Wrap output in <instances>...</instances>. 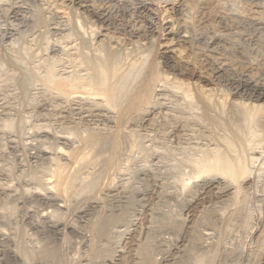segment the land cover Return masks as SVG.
<instances>
[{
	"label": "rangeland",
	"instance_id": "obj_1",
	"mask_svg": "<svg viewBox=\"0 0 264 264\" xmlns=\"http://www.w3.org/2000/svg\"><path fill=\"white\" fill-rule=\"evenodd\" d=\"M218 1L203 17L198 0H0V264H56L35 256L45 246L61 264H144L145 249L156 264H209L212 256L210 264H264V124L254 154L246 119V109L264 105L256 92H264V0ZM144 55L170 84L160 82L134 118L99 115L91 111L106 106L48 89L51 69L57 81L85 82L101 65L124 71ZM177 82L192 105L171 87ZM95 133L107 139L86 145ZM114 136L118 161L109 167ZM58 147L78 157L60 160L65 180L76 181L66 203L28 194L57 179ZM215 150L242 156L247 181L196 176L195 160ZM241 196L246 219L228 222ZM98 221L105 228L97 233Z\"/></svg>",
	"mask_w": 264,
	"mask_h": 264
},
{
	"label": "bare ground",
	"instance_id": "obj_2",
	"mask_svg": "<svg viewBox=\"0 0 264 264\" xmlns=\"http://www.w3.org/2000/svg\"><path fill=\"white\" fill-rule=\"evenodd\" d=\"M200 1V5L202 7V16L203 17H206L207 15L209 16V14L212 13V11L214 10V6H216L215 4H217V1L218 0H198ZM220 2V1H218ZM198 4V3H197ZM219 5V4H217ZM257 5V4H256ZM214 12V11H213ZM205 20V19H204ZM231 22V21H230ZM225 27V26H224ZM102 39V38H101ZM96 40V39H95ZM101 47V46H100ZM145 50V49H144ZM143 51V50H142ZM149 52V51H148ZM150 54V53H149ZM148 56V55H146ZM149 57V56H148ZM148 57H145V55L143 57H140L138 58V60L136 59L135 62L132 61L131 63V66L127 67L126 70L124 71H119V70H116L114 67L112 69H109L107 66L105 68V66L101 65V68L98 69L99 71L97 72L98 74V79L97 80H94V79H90L88 81H83V78L81 77H78L77 78H72L70 79L69 78H62L61 80L62 81H57L55 78V76H53V74L51 72H55L54 70L52 71L51 68V71L49 73V77H50V86L48 89H52L54 91V93H56V96H61V98H65L66 100L68 101H78L80 100L81 102H86L88 103V105L92 106H106L105 108H102L101 107H96L93 111L91 112H98L99 115H104L105 112L107 111H111V110H115L116 109V112L119 113V115L122 117H131V118H134L136 116L134 115H137L138 113H142L143 110H145V108H147L148 106L151 105V101L152 100V97L153 95H155V93L157 91H161V89H157V86H159V83L162 82L163 85L161 86H164L165 84H168L169 82V79L168 77L166 76H163L159 73V70H158V66H157V63H155L154 61H150V62H146ZM142 61V62H140ZM140 62V64H138ZM143 63V65H142ZM147 63V64H146ZM145 66V67H144ZM49 71V70H48ZM120 75H119V73ZM143 76L141 73H143ZM141 74V75H140ZM67 75V74H66ZM78 75V74H77ZM140 76V77H139ZM141 76L143 77L142 79H140V81L138 83L135 84V80L139 78H141ZM58 77V76H57ZM119 78V80L116 82V79L114 78ZM111 78H113V80L115 82H111ZM111 79V80H110ZM138 81V80H137ZM184 82V81H183ZM242 82V81H241ZM170 84V83H169ZM172 84V83H171ZM174 84V83H173ZM244 84V83H243ZM135 85V86H134ZM248 85V84H247ZM246 86V85H245ZM172 88H175L177 89L178 91L180 90L182 92V94L184 95L185 99L192 105V102L191 103V99L192 98V95L190 93V90L189 88L186 87V84L184 85L182 82L178 84H175L173 86H171ZM248 87V86H247ZM160 88V87H159ZM167 88V87H166ZM168 89V88H167ZM250 89V88H249ZM176 90V91H177ZM48 91V90H47ZM167 91V90H166ZM174 91V90H173ZM257 97H259V100H262L264 99V92L261 90H257ZM49 93V92H48ZM178 93V92H177ZM210 93V92H209ZM51 95V94H50ZM209 96V94H208ZM47 97V96H46ZM49 97V96H48ZM54 97V98H55ZM209 99V98H208ZM62 100V99H61ZM63 101V100H62ZM209 101V100H208ZM158 102V101H157ZM186 102V104L188 103ZM52 103V102H51ZM155 103V102H154ZM178 103V102H177ZM57 104V103H56ZM243 106V105H242ZM79 107V106H78ZM207 107V106H206ZM58 108V107H56ZM94 108V107H93ZM183 108V107H182ZM104 109V110H103ZM111 109V110H110ZM193 109V108H192ZM78 110V109H77ZM76 110V111H77ZM247 110V120L249 119V128L251 127L252 130H250V133L251 134H254L253 137L255 138H250V140L252 139V141L250 142L249 141V145L252 147V143H254L255 145H253L254 147L256 146V148L252 147V150H254V154H256V152L258 150L257 147H259V149L261 148V141L262 140H257V137L259 135H256L258 132H255V128H257L256 125L260 126V124L263 122L264 124V105L263 103L260 105H256V106H253V108H250L249 107V110ZM112 113V112H111ZM149 113V112H148ZM96 114V113H95ZM150 114V113H149ZM57 115V114H56ZM54 116V115H53ZM91 116V115H90ZM96 116V115H95ZM106 116V115H105ZM120 117V118H121ZM246 117V116H245ZM97 118V117H96ZM56 119V117H55ZM199 119V118H198ZM88 120V118H87ZM197 120V118H196ZM137 121V120H136ZM243 121V120H242ZM139 122V121H138ZM86 123V122H85ZM201 124V123H200ZM124 126V125H123ZM264 127V125H262ZM78 127V126H77ZM253 127H254V130H253ZM261 127V126H260ZM262 127V128H263ZM248 128V127H247ZM250 128V129H251ZM40 129V128H39ZM94 129V128H93ZM97 129V128H96ZM126 129V128H125ZM249 130V129H247ZM261 130V129H260ZM260 130H257V131H260ZM263 130V129H262ZM41 132V131H40ZM90 132V131H89ZM98 132V131H97ZM107 132V131H106ZM127 132V131H126ZM253 132V133H252ZM72 134V132L70 133ZM69 134V135H70ZM97 134V133H95ZM123 134V133H122ZM132 134V133H131ZM259 134V133H258ZM56 135V134H55ZM98 135V134H97ZM97 135H94L92 134V136H90L89 138L87 137L85 139L84 142H86V145H90V146H94L96 144H100V143H103L104 142V139L107 137L106 134L104 135V138L101 137V136H97ZM101 135V134H100ZM58 136V135H56ZM68 135L65 136L64 134V139H68L67 138ZM71 136V135H70ZM77 136V135H76ZM103 136V135H102ZM106 136V137H105ZM59 137V136H58ZM121 137V136H120ZM128 137V136H127ZM246 137V135H245ZM250 137V136H249ZM252 137V135H251ZM260 137V136H259ZM258 137V138H259ZM62 138V136H61ZM76 138V137H75ZM264 138V137H263ZM59 139V138H58ZM71 139V138H69ZM68 139V140H69ZM107 139V138H106ZM109 139V138H108ZM127 139H130V138H127ZM226 139V138H225ZM84 140V139H83ZM110 140V139H109ZM108 140V141H109ZM249 140V139H247ZM226 143L227 140H224ZM223 141V142H224ZM106 142V141H105ZM110 142V141H109ZM119 140H118V137L117 136H114L113 140H111V148L110 149H113L112 152H114L113 154L111 153V155L105 160V164L109 165V167L111 166L110 163L113 162V160L115 159L116 157V152L119 151ZM248 142V141H247ZM70 144V143H68ZM231 144V143H230ZM229 144V145H230ZM248 144V143H247ZM228 145V144H227ZM58 146V145H57ZM235 147V145H233ZM96 147V146H94ZM230 147V146H228ZM231 147H232V144H231ZM234 147L233 148H230L231 150H234ZM105 148V146H104ZM254 148V149H253ZM263 149H260V153H262L263 151L261 150H264V147H262ZM69 149V148H68ZM84 149V148H83ZM91 149V148H90ZM103 149V148H102ZM216 149V148H215ZM85 150V149H84ZM83 150V151H84ZM95 150V149H94ZM78 151V150H77ZM87 151V150H86ZM104 151V150H103ZM213 151V150H212ZM236 151V149H235ZM108 152V151H107ZM207 152V151H206ZM204 152V154L199 157L198 159L195 160V163H194V174L197 176H210L211 174H213L212 176H214V174H220V175H224L225 177H228L231 179V182H234L233 183V187L234 185L236 186H239L241 181L244 179H246V177L249 175V168H248V165L246 164V160H244L243 158H241L242 156L237 157L235 158L236 156L234 157H230L229 155H225L223 154L221 151H218V150H215L214 153H212L211 151V154L209 153H206ZM217 152V153H215ZM220 152V153H219ZM56 162L57 164H55V166L57 165V168H53L51 169L52 173L50 175L53 176L54 178V175L57 177V179L54 178V180H52V178L50 180H44L41 184H42V187H38L37 188H34V189H30L28 194H32L34 196H37V195H44V198H49L50 200L53 199V201L55 200L56 203L57 201H65L66 203V200L70 197L71 198V195H72V192L74 190V188L72 187L73 184L76 182L75 181L74 183L71 182L70 180H72V178H68L69 180H65V176L63 175V172H64V165L61 164L60 160L64 159V158H67L66 156H68L69 154V151H67L66 149H64L63 147H58V149H56ZM80 153V152H79ZM83 153V152H82ZM222 153V154H221ZM72 154V152L70 153ZM107 154V153H106ZM253 154V155H254ZM100 155V154H99ZM105 155V154H104ZM260 155V154H259ZM52 156V155H51ZM73 156V155H72ZM85 156V155H84ZM88 156V155H87ZM71 157V155L69 156ZM68 157V158H69ZM76 157V156H75ZM75 157H71L74 160ZM83 156H79V159L83 162V161H86L87 158H81ZM100 156H98L99 158ZM67 158V159H68ZM78 158V157H76ZM105 158V157H104ZM117 158V157H116ZM120 158V157H119ZM263 158V157H262ZM97 159V158H96ZM70 160V159H69ZM78 160V159H77ZM79 160V161H80ZM115 161V160H114ZM118 161V159H116V161L114 162V165L116 164V162ZM77 162V161H75ZM99 162V161H98ZM218 162L219 163H222L221 165H218ZM68 163V162H67ZM80 163V162H79ZM93 163V162H92ZM66 164V163H64ZM104 164V163H103ZM80 165V164H79ZM82 165V164H81ZM92 165V164H91ZM75 166V165H74ZM262 171L264 173V162H263V165H262ZM51 167V166H50ZM76 167V166H75ZM112 167H113V164H112ZM114 168V167H113ZM84 170V169H83ZM76 171V170H75ZM261 171V169H260ZM261 171V172H262ZM193 174V175H194ZM90 175V174H89ZM99 175V174H98ZM192 175V176H193ZM63 176V177H62ZM95 176V175H93ZM195 176V177H196ZM43 177V176H42ZM63 179H62V178ZM67 178V177H66ZM76 178V177H75ZM74 178V179H75ZM82 178V177H81ZM98 178V177H97ZM78 179V178H77ZM247 180H245L244 182H246ZM39 182V181H38ZM89 182V181H88ZM92 182V181H91ZM94 183V182H93ZM85 184L87 185L88 183L85 182ZM242 184V183H241ZM264 184V183H263ZM80 185V184H79ZM84 185V186H86ZM231 185V183H230ZM76 186V185H74ZM188 186V182L186 181H183L182 182V187H183V190L185 191V189L187 188ZM264 186V185H263ZM81 188V186H80ZM84 188V187H83ZM89 188V187H88ZM85 189V188H84ZM84 189H82V191H84ZM240 189H241V186H240ZM12 190V189H11ZM87 190V189H86ZM239 190V189H238ZM28 191V190H27ZM187 191V189H186ZM185 191V192H186ZM244 191V190H243ZM77 192V191H76ZM75 192V193H76ZM194 192V191H193ZM241 192V191H240ZM26 193V192H25ZM206 193V192H205ZM77 194V193H76ZM243 194V193H241ZM235 195V193H234ZM192 196V195H191ZM239 196V195H238ZM238 196H234V198L236 197L238 199ZM242 198L240 200H237V202L235 204L237 205H233L234 208L236 206V208L233 210H231L230 214H228V217L230 219H228V217L225 216V218L228 219V222L229 220H231V218H235L236 219V222H239L237 221V219H244L242 217V214L243 212L245 213V211L242 212V208L244 207L245 208V200H246V197L245 196H241ZM233 198V199H234ZM54 201V202H55ZM69 201V200H68ZM62 202V203H63ZM59 203V202H58ZM70 203V202H69ZM75 203V202H74ZM245 205V206H244ZM61 206V205H60ZM51 211V210H50ZM51 212H44L43 213V216L44 217H47V219L49 218V216H52V215H57V217L61 216L59 215L58 216V213L59 212H52V214H50ZM204 215V214H203ZM227 215V214H226ZM245 216V215H244ZM204 217V216H203ZM202 217V218H203ZM242 217V218H240ZM54 219H57V218H54ZM99 219V218H97ZM205 219V217H204ZM226 219V220H227ZM246 219V218H245ZM43 220V219H42ZM53 220V219H52ZM225 220V219H224ZM241 220V221H242ZM107 221V220H106ZM206 221V219H205ZM234 221V220H233ZM232 221V222H233ZM240 221V222H241ZM245 221V220H243ZM99 224L96 225V232L97 230L99 231H102L104 228H105V222L104 221H98ZM96 222V223H98ZM104 222V223H103ZM227 222V223H228ZM235 223V222H234ZM67 224V223H66ZM177 224V223H176ZM229 224V223H228ZM231 224V223H230ZM107 226V225H106ZM176 229L180 228L181 227V224H177V225H174ZM223 226V225H222ZM221 226V227H222ZM193 227V226H192ZM228 228V227H227ZM192 229L191 232L193 233V236L194 238H197L199 236L203 237L204 234L202 233V235H199L197 234V230L195 231V228H190ZM229 230V229H228ZM93 231V230H92ZM98 231V232H99ZM190 231V230H189ZM97 232V233H98ZM94 233V232H93ZM102 233V232H101ZM190 233V232H189ZM206 234L209 235V233L207 232ZM94 235V234H93ZM104 235V234H103ZM192 236V237H193ZM207 236V235H206ZM200 237V239H201ZM101 238V237H100ZM199 239V238H198ZM204 239V238H202ZM201 239V240H202ZM203 243V241H202ZM192 244V242H191ZM45 245V244H44ZM94 245V243H93ZM217 245V244H216ZM91 246V245H90ZM144 249V248H143ZM204 249V248H203ZM208 249V248H207ZM189 250V249H188ZM209 250V249H208ZM230 250V249H229ZM142 251V250H141ZM149 250H146L143 252L144 253V264H156V262L152 259L151 255H150V252H148ZM211 251V250H210ZM220 251V250H219ZM192 252V251H191ZM208 252V251H207ZM209 253V252H208ZM213 253V252H212ZM29 254V253H28ZM35 254V256H37V259H41V260H44V261H53L55 262L56 264H61V262L59 261V252L57 251V249L54 247H44V248H41L39 249ZM31 256V255H30ZM34 256V257H35ZM195 256V255H194ZM212 256V255H211ZM210 256V257H211ZM28 257V256H27ZM198 257V256H197ZM204 259H205V256H202ZM207 257V256H206ZM213 257V256H212ZM212 257L210 258L212 260ZM216 257V255H215ZM33 258V257H32ZM184 258V257H183ZM193 258V257H192ZM209 259L208 257L206 258V260ZM209 259V260H210ZM36 260V259H35ZM189 260V259H188ZM211 260L209 262V264L211 263ZM214 260V258H213ZM37 261V260H36ZM185 262V261H184ZM196 264H202L201 263V260L200 258H198V260L195 262ZM50 264V263H49ZM54 264V263H53ZM179 264V263H178ZM181 264H188V263H181ZM204 264V263H203ZM206 264V262H205Z\"/></svg>",
	"mask_w": 264,
	"mask_h": 264
}]
</instances>
